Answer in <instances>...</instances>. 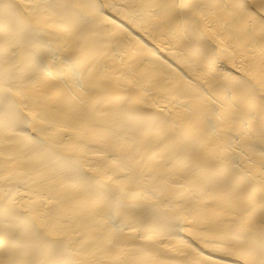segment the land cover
Instances as JSON below:
<instances>
[{
  "label": "bare ground",
  "instance_id": "bare-ground-1",
  "mask_svg": "<svg viewBox=\"0 0 264 264\" xmlns=\"http://www.w3.org/2000/svg\"><path fill=\"white\" fill-rule=\"evenodd\" d=\"M0 264H264V0H0Z\"/></svg>",
  "mask_w": 264,
  "mask_h": 264
}]
</instances>
